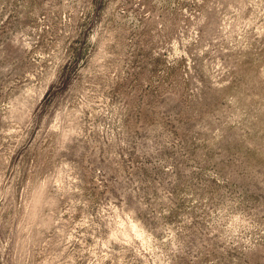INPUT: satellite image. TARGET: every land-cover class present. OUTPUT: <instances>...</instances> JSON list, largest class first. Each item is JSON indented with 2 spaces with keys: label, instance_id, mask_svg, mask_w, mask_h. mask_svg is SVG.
<instances>
[{
  "label": "rangeland",
  "instance_id": "rangeland-1",
  "mask_svg": "<svg viewBox=\"0 0 264 264\" xmlns=\"http://www.w3.org/2000/svg\"><path fill=\"white\" fill-rule=\"evenodd\" d=\"M0 264H264V0H0Z\"/></svg>",
  "mask_w": 264,
  "mask_h": 264
}]
</instances>
